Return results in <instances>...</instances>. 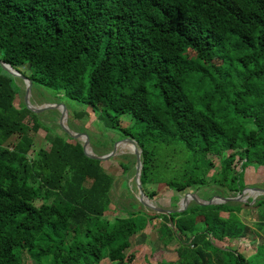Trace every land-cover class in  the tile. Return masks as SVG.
Returning <instances> with one entry per match:
<instances>
[{"label": "trees", "instance_id": "16d2710c", "mask_svg": "<svg viewBox=\"0 0 264 264\" xmlns=\"http://www.w3.org/2000/svg\"><path fill=\"white\" fill-rule=\"evenodd\" d=\"M0 60L132 137L150 199L160 184L235 197L244 170L264 167V0H0ZM14 80L0 69V264H131L148 226L177 260L145 264H264V244H238L264 236V198L108 218L112 176L14 105ZM39 130L49 147L33 150Z\"/></svg>", "mask_w": 264, "mask_h": 264}, {"label": "rangeland", "instance_id": "374dc122", "mask_svg": "<svg viewBox=\"0 0 264 264\" xmlns=\"http://www.w3.org/2000/svg\"><path fill=\"white\" fill-rule=\"evenodd\" d=\"M1 69V67H0ZM2 70V69H1ZM18 72H20L22 75L29 78L31 72L27 66H20L18 67ZM3 71V70H2ZM15 78L14 83L19 86L20 93L17 96V98L14 101V105L18 106L23 102V95H24V84ZM30 102L33 105H42V104H62L67 112V124L70 129L76 131V132H84L88 135L91 149L97 150L99 148H106L103 150V153H107L109 148L111 149L113 145L123 139V135L116 130H111L106 128V121L102 116H99V114L92 113L90 108L78 104L76 102H73L66 98L63 93L60 91L54 90L52 88L43 87V86H32L31 87V97ZM37 117H39V120L42 122V125L45 128L51 129L55 131V133L59 135H63L62 132L59 130L58 126V118L60 115L59 110L51 109L44 112H41L39 114H35ZM82 115V119H77L75 116ZM120 126L122 128H133L135 121L129 116H122L119 119ZM132 132H134L132 130ZM49 147L48 139L45 138V132L42 130H39L36 135H34V146L33 150H38L39 148L47 149ZM93 147V148H92ZM129 147L124 146L121 150L123 154L118 155L110 161L113 165H115V168L113 167L112 173H115V170L121 171V167L124 168L128 167V170L126 172L128 173V176L122 175L120 178H116L114 176L113 180H119L120 182L114 185L112 191H111V204L109 206V211L105 213V215L108 216L110 219L114 218H121V213L125 214L124 211L127 209V213L131 211V207H129L132 204V208H136L138 210H145L142 206L139 207V203L135 199L134 195L136 193L135 185L132 179H130V183H127V180L129 178H133L134 174V157L131 154V151L128 149ZM93 150V151H94ZM107 151V152H104ZM110 151V150H109ZM165 152L164 160L169 161V164L172 163V158H170L172 151L167 149ZM173 156V155H172ZM171 156V157H172ZM127 157V158H126ZM214 165L216 167L219 166V160L216 158L212 159ZM126 164H123V163ZM119 163H122L120 166ZM119 165V166H118ZM172 165V164H171ZM103 167V165H102ZM173 167V165H172ZM125 169V168H124ZM240 169V162H237L235 164V170ZM264 167L257 166L256 164L252 163L249 167H247L244 170V176H243V184L245 187H255L264 189ZM115 171V172H114ZM175 172L171 173V171L166 170L164 171V174L166 176H170L171 178L174 175ZM212 172H210L211 174ZM121 184V186H120ZM122 188V189H121ZM212 188V187H211ZM211 188L203 187L199 190L198 193H202L203 191L211 190ZM150 192V190H155L156 196L154 199L156 202L165 209L175 210L177 202H171V199L176 196L175 192L172 190H169L170 188L165 185H155L153 187L146 188ZM188 192V191H187ZM208 193V192H207ZM252 198V196H249L248 200ZM260 197H257L259 199ZM256 199V200H257ZM146 211V210H145ZM150 213V212H149ZM152 213V212H151ZM246 212L243 211L241 215H245ZM125 216V215H123ZM225 216H228L225 215ZM226 218V217H224ZM157 221V220H156ZM155 230L152 228V231L150 233V239L151 241H156L155 239ZM243 244L239 243V250L244 251V253L251 254L255 252V247L259 246L260 244H264V237L258 236L255 239H252L251 237L248 238L247 241H243ZM134 244V241L132 242ZM221 246H226V244L222 243ZM133 248H136L135 246ZM140 247L136 248L135 251V257H137L131 264H145L147 258H150L151 261H159L158 257V251L156 253L150 252V250L145 249L146 251H140ZM149 256V257H148ZM145 257V258H144ZM165 262L171 261V260H162ZM100 264H115L108 261V259L103 260Z\"/></svg>", "mask_w": 264, "mask_h": 264}, {"label": "water", "instance_id": "95a60500", "mask_svg": "<svg viewBox=\"0 0 264 264\" xmlns=\"http://www.w3.org/2000/svg\"><path fill=\"white\" fill-rule=\"evenodd\" d=\"M0 67L6 74L12 76L13 78L19 79L24 84L23 104L29 112L33 114H39L41 112L51 109L59 110L60 112L58 118L59 130L62 132V134L66 135L71 140H75L79 142L82 146L83 153L87 158L99 162H105L118 155L123 154L121 150L124 146L129 147L128 149L131 151V154L134 157L133 182L136 189L135 190L136 193L134 197L137 200V202L147 212L150 213L153 212V213L169 216L174 212H178V213L183 212L190 204H197L199 206H210V205H219V204L234 203V202L246 203L248 201L249 196H252V198H250L251 201L249 203L250 205H252L255 203L257 197H260L259 199L264 198V189L255 188V187L253 188L245 187L235 197L220 196L214 193H204L199 195L189 191L182 193L175 192L176 196L174 197L178 199L176 204L177 205L176 209L175 210L165 209L161 207L154 198L150 199L147 195H145L142 190L141 181H140L141 171H142L141 149L138 143L132 137L129 136L123 137V139L117 141L110 149V151H108L106 154H102V155L96 154L91 149L89 137L86 133L76 132L69 128L67 124L68 112L62 104L50 103V104H42L40 106L33 105L30 102L32 81L28 77L18 72L17 69L12 68L9 64L3 62L2 60H0Z\"/></svg>", "mask_w": 264, "mask_h": 264}, {"label": "crops", "instance_id": "0c3cea01", "mask_svg": "<svg viewBox=\"0 0 264 264\" xmlns=\"http://www.w3.org/2000/svg\"><path fill=\"white\" fill-rule=\"evenodd\" d=\"M93 148V147H92ZM94 150V149H93ZM103 150H105V149H103L102 147L101 148H99V149H97V150H94V152L96 153V154H98V155H102V154H104L102 151ZM109 150H110V148H109ZM108 150V151H109ZM122 164V163H121ZM123 164H126L125 162L123 163ZM102 165H103V169H104V171L107 173V174H109L110 176H114V177H116V178H120L122 175H125V176H128V173L126 172V170H128V167H127V165L128 164H126V167H127V169H123L122 167L120 168L121 169V171L119 172V170H115L114 172L115 173H112V170H113V167L115 168V165H113L112 164V162L110 161V160H108V161H105V162H102ZM119 165H120V163H119ZM118 165V166H119ZM116 169V168H115ZM264 171V170H263ZM133 176H134V174H133ZM113 178V177H112ZM130 179H132L133 180V178L131 177V178H129L128 180H127V183L129 182L130 183ZM117 182L119 183L120 181L119 180H115V182H113V187H114V185L115 184H117ZM120 186H121V184H120ZM113 189V188H112ZM122 189V188H121ZM112 191V190H111ZM189 192H192V193H196V194H204V193H211V191L210 190H206V191H203L202 193H198L199 191H194V190H189ZM123 215H125V214H123V213H121V218H123V217H126V215L125 216H123ZM225 215H227L226 213H221L220 214V216L222 217V218H224V217H227V216H225ZM157 221H159V220H157ZM151 231H152V227L151 226H148L147 228H145L140 234H138V235H136L135 236V238L133 239V241H134V244L132 243V247H136V248H138V247H140L141 249H140V251L142 252V251H146L145 249H147V250H150V252H153V253H156L157 251H158V257H159V259H161V260H171V261H168V262H175L176 260H177V255H176V252H175V250H176V247H177V243L174 241V242H172L171 244H169V246H167L165 249H161L160 248V244H159V242H158V240H156V241H151V239H150V233H151ZM155 234V239L157 238L156 237V233H154ZM259 236H263V235H259ZM264 237V236H263ZM248 238H250V237H248ZM248 238L247 239H241V240H239V242H238V244L240 243V244H243L244 242L243 241H247L248 240ZM251 241H252V238H251ZM136 248H134V249H136ZM240 248V247H239Z\"/></svg>", "mask_w": 264, "mask_h": 264}]
</instances>
